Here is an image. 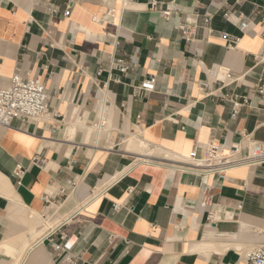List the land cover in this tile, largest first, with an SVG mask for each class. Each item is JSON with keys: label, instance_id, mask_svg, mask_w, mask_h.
<instances>
[{"label": "crops", "instance_id": "obj_1", "mask_svg": "<svg viewBox=\"0 0 264 264\" xmlns=\"http://www.w3.org/2000/svg\"><path fill=\"white\" fill-rule=\"evenodd\" d=\"M171 2L179 12L161 16ZM55 4L52 15L31 0H0V89L17 68L45 84L49 108L41 121L0 126V264H62L49 242L61 236L73 242L74 264H246L242 253L264 229V166L201 178L177 158L192 150L202 158L209 141L241 155L250 142L264 144L255 91L263 64L254 60L264 0ZM197 16L211 18V33L197 30L186 43L176 26ZM240 16L251 25L245 33ZM223 34L239 38L235 49ZM216 66L236 81L203 98L199 84ZM150 75L155 90L136 94ZM225 94L246 101L234 118ZM101 117L107 130L94 128ZM132 140L143 153L129 150ZM59 188L67 197L46 208L44 196Z\"/></svg>", "mask_w": 264, "mask_h": 264}, {"label": "built area", "instance_id": "obj_2", "mask_svg": "<svg viewBox=\"0 0 264 264\" xmlns=\"http://www.w3.org/2000/svg\"><path fill=\"white\" fill-rule=\"evenodd\" d=\"M31 1L35 6L43 8L49 14L55 15L58 13L55 0ZM233 1L240 3L246 0ZM158 5V2L152 1L150 3V9L153 10L157 8ZM176 12H179V8H177L175 2H171L165 5L164 9L160 11V14L168 18ZM68 15L69 6L62 12V16L67 17ZM225 17L226 19L231 18L229 14H225ZM210 19L209 16L187 17L183 23L176 26V29L182 40L186 43H191L194 41L197 30H203L209 34L211 33V31H209ZM237 21L240 32L245 33L251 29L249 21L243 16L238 17ZM220 38L225 41L228 50L235 49L239 42V38H229V36L225 34ZM254 60L263 64L255 91L257 96L264 103V47L260 54L254 56ZM115 69L121 74H125L129 70V65L118 62L115 64ZM235 81L236 79L228 69L220 66L212 67L208 71L207 80L199 84V91L203 98H212L215 97L217 92ZM214 84H217L218 87H214ZM155 85L156 76L150 75L140 82L135 88V93L142 94L153 92L155 90ZM222 99L232 104V118L237 116L240 108L246 103L244 98H239V96L235 94H225L222 96ZM48 111V93L45 84L40 79L23 76L19 69L16 68L15 72L9 77L7 85L0 89V126L7 128L11 125L13 120H20L24 124L37 122L47 116ZM94 128L102 131L107 130L108 126L106 119L104 117L99 118L94 124ZM203 151V157L198 158L196 156V150H192L189 156L181 162L180 169L190 171L201 178L215 175L219 179H224L226 174L235 168L258 165L264 166V144L259 142H250L247 146L245 155L240 154V148L237 146L223 149L213 141H209L204 146ZM24 175L25 170L21 167H17L14 171L16 184H21ZM72 186H74L73 183L71 184V187ZM67 193L68 189L59 188L55 195L46 194L43 198L45 207L56 209L59 201L67 197ZM259 235L261 236L260 243L250 247L244 252L243 258L246 264H264V229L260 230ZM60 240H62L60 243L53 242V240L49 241L53 251L61 255L60 263L74 264L75 259L71 254L73 242H71V239H66L64 236H61Z\"/></svg>", "mask_w": 264, "mask_h": 264}, {"label": "bare ground", "instance_id": "obj_3", "mask_svg": "<svg viewBox=\"0 0 264 264\" xmlns=\"http://www.w3.org/2000/svg\"><path fill=\"white\" fill-rule=\"evenodd\" d=\"M43 119H44V118H43ZM40 121H41V120H40ZM129 150H130L131 152H133V153H139V154H141V153L144 152V151L138 146L137 141H134V140L131 141V145H130V147H129ZM147 155H148V156H153V155H154V152H153V151H148V152H147ZM166 156L169 157L168 155H166ZM177 160L180 161V162H183V160H185V159L177 158ZM243 255H244V253H242V257H243Z\"/></svg>", "mask_w": 264, "mask_h": 264}]
</instances>
